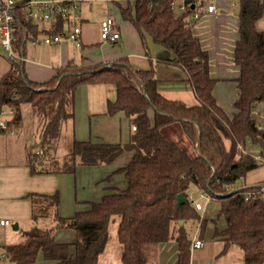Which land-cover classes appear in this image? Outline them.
<instances>
[{
    "label": "trees",
    "instance_id": "1",
    "mask_svg": "<svg viewBox=\"0 0 264 264\" xmlns=\"http://www.w3.org/2000/svg\"><path fill=\"white\" fill-rule=\"evenodd\" d=\"M118 8L143 37L149 34L170 52L167 61L183 71L197 102L187 104L164 96L157 89L153 67L136 68L125 57L86 68L68 63L46 82L28 79L23 60L8 58L9 69L0 75V109H12L10 125L20 120L22 104L31 105L39 160L53 158L51 149L61 138L62 126L73 117L77 85L93 82L115 85L116 97L108 102L107 113L122 111L129 118V141L73 139L60 165L51 163L50 167L75 172L81 164L110 163L126 149L132 155L119 169L126 186L111 189L70 217L59 215L57 193L33 194V220L50 215L53 223L33 225L24 232L22 242L3 245L5 256L15 264H26L41 251L44 258L59 264H99L109 241V225L115 223L122 264H145L143 244L168 240L177 244V259L172 264H189L191 238L185 225L198 217L188 193L195 186L219 204L226 226L215 234L223 238V251L235 246L243 252L241 264H264V181L239 183L264 163L245 151L247 140L264 149V127L251 116L253 106L264 100V30L255 27L264 15V0H239V38L233 49V62L239 68L238 93L231 115L213 95L216 80L210 75L208 53L186 18L194 12L190 4L181 15L174 13L172 0H134L132 7ZM65 22L66 18H58L47 33L61 32ZM29 32L38 33L37 23L19 16L13 30V49L19 55L24 54ZM149 108L153 110L151 120ZM176 122L183 133L181 143L167 134ZM179 193L183 200L178 204ZM59 229L72 230L74 241H56L54 234ZM70 245L73 254H69Z\"/></svg>",
    "mask_w": 264,
    "mask_h": 264
},
{
    "label": "crops",
    "instance_id": "2",
    "mask_svg": "<svg viewBox=\"0 0 264 264\" xmlns=\"http://www.w3.org/2000/svg\"><path fill=\"white\" fill-rule=\"evenodd\" d=\"M61 1L67 3L69 8V16L62 30L78 24L81 28V44L75 46L67 38H62L58 42L44 43L42 37L51 34L47 31L55 21L41 23L34 21L37 23L38 33L33 35L29 32L27 40H30L31 45L41 42L46 46L43 52L37 49L28 52L26 47L24 48L23 65L28 79L46 82L52 78L58 67L68 63L86 68L98 64L109 65L125 57L136 68L153 67L158 81L157 89L164 96L183 100L187 104L197 102L183 71L167 61L171 57L170 52L154 43L149 34L145 33L143 37L131 22L121 17L118 7H132L134 0ZM172 2L176 15L183 13L180 9L183 3L190 4L199 14L195 19L191 12L186 18L191 24L194 35L208 53L210 75L216 80L213 87L216 102L228 115H231L234 111L233 102L238 93L235 79L239 75V68L233 62V49L239 38V0H172ZM208 4H213L215 10L208 12ZM106 16L114 19V27L119 32V38L114 41L105 42L100 39V21ZM116 16L118 20L115 19ZM255 27L264 30V15L256 21ZM8 69V57L0 55V75ZM115 97L116 88L113 83L93 82L77 85L72 96L73 117L63 124L61 138L51 149L56 166L60 165L64 155L69 151L67 150L61 157L56 155L58 145L64 138L69 140L70 144L73 139L123 144L129 141L132 128L129 118L122 111L107 113V104ZM147 114L151 120L153 110L149 108ZM251 116L259 127H264V100L253 106ZM17 141L0 143V219L9 220L8 224L0 225V264H15L5 256L3 245L22 242L24 232L33 225L48 227L53 223L50 215L33 220L31 198L33 194L57 193L59 215L70 217L78 210L87 209L90 202L99 201L102 195L111 189L124 188L126 179L119 169L127 164L132 155V151L126 149L110 163L81 164L76 167L75 172H62L50 167L51 161L39 160L35 156L36 153L34 155L27 153L25 146ZM226 145H229L227 140ZM245 150L264 157V149L249 140L246 141ZM82 166L97 169L94 170L96 175L91 182L98 180L96 181L98 188L90 194L80 195L81 191L78 190L74 175ZM115 171H119L123 177L111 179V174ZM243 179L245 184L264 181V169L257 167L247 172ZM201 205L196 213L198 217L195 219L197 225H194L196 233L193 238H200L204 244L199 248L192 247L191 239L189 264H241L242 250L231 246L223 251V238L215 234V231H221L226 226L224 217L219 214L218 202L210 199ZM12 231L18 232L14 234ZM68 232L73 233L74 238L73 234L68 236L66 234ZM54 235L58 242H73L75 239V233L69 229H59ZM108 242L100 255L99 264H122L117 241L113 238L110 243ZM73 253L74 246L70 245L69 254ZM142 254L145 264H172L177 259V244L174 240L145 243L142 246ZM26 264L59 263L44 258L39 251L35 260Z\"/></svg>",
    "mask_w": 264,
    "mask_h": 264
},
{
    "label": "built area",
    "instance_id": "3",
    "mask_svg": "<svg viewBox=\"0 0 264 264\" xmlns=\"http://www.w3.org/2000/svg\"><path fill=\"white\" fill-rule=\"evenodd\" d=\"M188 4L183 3L181 10H185ZM173 7V2H172ZM67 3L61 0H0V48L6 51L8 58L24 60L23 55L17 54L13 49V30L19 16L26 20L37 22L56 21L58 18H67L69 16ZM214 5L208 4L207 11H214ZM193 18H198L197 12L192 13ZM115 22L111 16H106L100 21V39L101 41H114L119 38V32L114 27ZM62 38L69 39L75 46L81 44V28L78 24L67 27L58 33L47 34L42 37V42H58ZM35 42V41H34ZM141 83L139 84V87ZM3 107V106H2ZM1 107V109H2ZM0 109V112H1ZM10 109V108H9ZM10 113L12 109H10ZM7 129L6 123L0 120V130ZM12 133V130H9ZM246 151V150H245ZM253 155V154H252ZM255 159L264 161L261 155H253ZM200 196L206 201L211 197L203 190H200ZM191 199V205L197 210L202 207L201 202ZM9 220L0 219V225L8 224ZM204 244L200 238H193L191 246L195 248L202 247Z\"/></svg>",
    "mask_w": 264,
    "mask_h": 264
},
{
    "label": "rangeland",
    "instance_id": "4",
    "mask_svg": "<svg viewBox=\"0 0 264 264\" xmlns=\"http://www.w3.org/2000/svg\"><path fill=\"white\" fill-rule=\"evenodd\" d=\"M115 19L118 20V17L116 16ZM39 25H41V24H39ZM45 46L46 45L42 44L41 42H39L38 44H35V45H31L30 40H27L25 43V47H26V50L28 52H30L31 49H37V50H40L41 52H43ZM0 55L4 56L5 58L8 57L6 51H4L3 48H0ZM33 112L34 111H33V108L31 107V105L22 104L21 110H20L19 122L17 124H14V125H9V124H7V122L11 119L12 115H11L8 107L3 106L1 109V112H0V120L4 121L6 123L7 129L0 130V143L2 142L5 144L6 142H10L11 140H13V141L18 140L17 142H20L25 146V150L27 151V153L34 155L38 149V143H37L36 136H35V132H36L35 120H36V118L33 115L34 114ZM167 129H168L167 134L170 136V139L181 143V141L183 140V133H182L178 123L177 122L174 123V125H171ZM9 130H12V133ZM9 133H11V134H9ZM69 149H70V142H69V140L64 138L61 140L60 144L58 145V148L56 150V155L58 157H61ZM50 157L48 158V160L51 161V163H56V161ZM99 164H105V163L102 162ZM259 167L264 169V163L259 165L258 168ZM94 170H97V169H95V167L90 168L88 166H82L81 168H79L78 171H76L74 176L76 177V180L78 183V190H79V192L81 191L80 195L90 194L93 191L97 190L98 183L96 181H98V180H95V181L93 180V182H91L93 179V176L96 175V174H94ZM119 176L123 177V175L119 171L118 172L115 171L111 174V179L114 180ZM100 183L101 182H99V184ZM239 183H241V184L244 183V179L241 178L239 180ZM125 184H126V182H125ZM82 189H84V190H82ZM188 193H189V196L193 200H197L201 203H204L206 201L204 198H202L200 196V190H198L195 186H190ZM197 222H198V220H197ZM194 225L195 226L197 225V223L195 224V220L194 221L188 220L186 222V225H185L187 227L188 235L191 239H193V237L196 233V230H194L195 229ZM12 232L14 233V232H18V231H12ZM66 234L68 236H70L73 233L68 232ZM16 236H18V234H16ZM109 236L111 237V240H113V238H115V240H116V237H115L116 236V224L115 223H111L109 225ZM73 238H74V234H73ZM111 240L108 243H110Z\"/></svg>",
    "mask_w": 264,
    "mask_h": 264
},
{
    "label": "water",
    "instance_id": "5",
    "mask_svg": "<svg viewBox=\"0 0 264 264\" xmlns=\"http://www.w3.org/2000/svg\"><path fill=\"white\" fill-rule=\"evenodd\" d=\"M177 199H178V204L183 200V195L181 193H179L177 195ZM179 223H182V221H179ZM15 227V226H14Z\"/></svg>",
    "mask_w": 264,
    "mask_h": 264
}]
</instances>
